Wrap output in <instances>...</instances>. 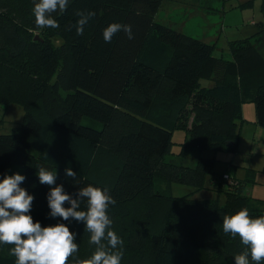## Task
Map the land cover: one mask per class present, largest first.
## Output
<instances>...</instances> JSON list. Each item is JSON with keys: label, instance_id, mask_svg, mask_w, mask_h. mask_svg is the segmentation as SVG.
<instances>
[{"label": "trees", "instance_id": "16d2710c", "mask_svg": "<svg viewBox=\"0 0 264 264\" xmlns=\"http://www.w3.org/2000/svg\"><path fill=\"white\" fill-rule=\"evenodd\" d=\"M25 2L28 15L33 0ZM163 2L70 0L66 12L54 14L57 34L68 38L56 48L45 29L36 30L33 15L29 20L11 0H0V104L18 101L26 108L22 124L0 134V174L17 169L27 177L22 187L35 196L31 215L42 226L57 221L48 216L49 187L39 183V167L56 170L57 184L69 193L89 184L107 188L116 200L111 219L129 217L130 204L138 198L159 197L161 176L167 204L162 226L149 235L150 262L142 264H234L244 246L238 236L224 234V216L247 208L255 218L264 216V208L249 209L251 198L240 193L241 183L230 184L224 208L169 196L165 187L173 182L203 186L211 161L200 158L190 168L185 155L203 148L234 151L245 103L255 104L256 122L264 128V29L254 44H232L231 59H220L213 46L156 22ZM80 11L95 12L82 35L77 31ZM112 23L131 25L134 38L121 31L106 43L103 30ZM29 32H39L34 35L38 58L41 68L54 75V84L30 75L25 65L9 63L28 50ZM48 98L51 106H45ZM179 128L189 137L183 155L166 160ZM69 167L76 181L66 176ZM148 216L156 219L154 213ZM70 230L78 233L77 244L89 242L83 224L74 222ZM144 238L131 240L144 250ZM10 248L0 247V264H15ZM125 258L122 264H139ZM77 261L76 254L70 258V264Z\"/></svg>", "mask_w": 264, "mask_h": 264}, {"label": "rangeland", "instance_id": "374dc122", "mask_svg": "<svg viewBox=\"0 0 264 264\" xmlns=\"http://www.w3.org/2000/svg\"><path fill=\"white\" fill-rule=\"evenodd\" d=\"M13 7L31 20L32 13L28 14L25 0H11ZM155 21L164 26L202 40L214 47V56L230 60L232 44H244L254 42L258 32L264 29V0H164L161 9L155 17ZM49 35L51 43L60 47L66 42L63 35H59L58 28H44ZM41 32V29L38 30ZM29 32L33 37L29 38V47L26 53L18 60H9L12 65H25L34 76H39L45 81L54 84L55 77L41 68L38 58L39 44L34 35L38 33ZM28 33V31H27ZM254 44V43H253ZM245 45V44H244ZM24 73L26 68H22ZM21 80L19 79V83ZM24 89H21L23 94ZM66 95L64 89L59 90ZM50 98L45 101V106H51ZM243 109V120L237 128L238 142L234 151H214L208 148L195 149L192 153L185 155L188 166L195 168L200 158L212 163V172L205 177L202 187L197 188L191 184L173 182L165 187L169 196L183 199L190 198L193 201H209L226 207L230 184L241 183L240 193L251 198L248 203L250 210L264 208V128L257 125L256 109L254 103H245ZM26 108L22 102L12 101L8 104H0V134L13 133L24 121ZM187 126H192V118H187ZM187 130L179 128L175 131L172 139V148L169 156L175 158L183 155L184 145L188 142ZM33 154L36 153L33 151ZM103 162V161H102ZM20 173L13 170L11 174ZM227 175L229 180L221 179ZM158 197H142L130 204L131 214L127 218H116L113 220L112 229L123 239V252L125 261L139 263L150 262L152 246L149 235L161 225V214L166 206V192L161 191L164 185L161 176L157 177ZM161 199V200H159ZM154 213L155 220L149 218ZM147 223V226L144 225ZM146 241L143 250L139 244L135 245L131 239L140 236ZM79 251L76 254L78 261L87 260L95 252L96 246L89 242L80 241ZM220 264H231L222 260Z\"/></svg>", "mask_w": 264, "mask_h": 264}, {"label": "clouds", "instance_id": "9594fccd", "mask_svg": "<svg viewBox=\"0 0 264 264\" xmlns=\"http://www.w3.org/2000/svg\"><path fill=\"white\" fill-rule=\"evenodd\" d=\"M69 4L70 0H33L36 30L59 28L54 14L66 12ZM77 16V31L82 35L95 12L80 11ZM121 31L129 39L134 38L131 25L112 23L103 30L104 41L111 43ZM65 174L77 180L72 168H66ZM36 175L41 185L49 187L48 216L57 221L54 225L42 226L40 221H34L31 212L35 196L22 187L25 175L0 174V247L11 246L15 264H70V258L74 260L79 251L78 233L70 230L74 222L84 225L89 243L96 246L89 259L77 264H122L124 241L112 229L109 209L116 200L109 190L89 184L69 193L63 184H57L56 170L39 167ZM222 228L233 239L238 236L244 246L234 257V264H264V216L254 218L247 208H242L234 215L224 216Z\"/></svg>", "mask_w": 264, "mask_h": 264}, {"label": "built area", "instance_id": "2783aa9c", "mask_svg": "<svg viewBox=\"0 0 264 264\" xmlns=\"http://www.w3.org/2000/svg\"><path fill=\"white\" fill-rule=\"evenodd\" d=\"M224 181L229 180L227 175H224V177L222 178Z\"/></svg>", "mask_w": 264, "mask_h": 264}, {"label": "crops", "instance_id": "0c3cea01", "mask_svg": "<svg viewBox=\"0 0 264 264\" xmlns=\"http://www.w3.org/2000/svg\"><path fill=\"white\" fill-rule=\"evenodd\" d=\"M243 109H244V106H243ZM258 125V124H257Z\"/></svg>", "mask_w": 264, "mask_h": 264}]
</instances>
